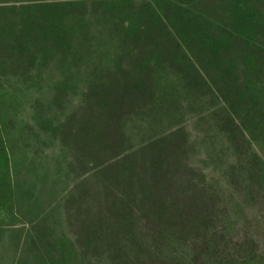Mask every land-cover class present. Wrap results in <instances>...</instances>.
<instances>
[{
  "label": "trees",
  "instance_id": "1",
  "mask_svg": "<svg viewBox=\"0 0 264 264\" xmlns=\"http://www.w3.org/2000/svg\"><path fill=\"white\" fill-rule=\"evenodd\" d=\"M258 1L0 0V82L10 77L36 81L42 69L55 61L59 80L52 89L54 102L76 94L84 115L77 123L37 119L40 129L69 151H79L86 159L82 166L87 173L109 181L105 194L113 195L110 210L120 212L124 221H128L129 211L148 205L159 221L154 238L157 252L159 243L202 242L185 264H261L263 257L253 241L229 254L223 251V236L214 234L211 217L198 210L190 216L166 200L146 203L139 194L141 184L134 187V180H146L136 169V156L130 150L134 148L124 127L130 116L146 125L148 135L142 140L140 155L150 154L151 181H160L169 168L163 150L186 143V134L176 120L190 103L203 99L219 103L225 117L221 127L229 135L247 129V119L242 127L232 116L242 108L257 116L262 111L256 99L246 98L245 91L237 89L235 55L238 48L244 49L240 61L247 73L258 69V53L264 56L256 44V36L264 35ZM95 45L98 49L90 52ZM164 123L167 128L175 123V127L167 133L157 132ZM253 156V178L264 188V165L255 153ZM9 165L0 138L3 223L14 218L7 182ZM101 224H86L85 219L80 224L84 248L93 253ZM64 245L69 248L67 254ZM54 248L61 250L58 262L69 264L72 243L61 238ZM104 249L112 262L122 261L118 248Z\"/></svg>",
  "mask_w": 264,
  "mask_h": 264
},
{
  "label": "rangeland",
  "instance_id": "2",
  "mask_svg": "<svg viewBox=\"0 0 264 264\" xmlns=\"http://www.w3.org/2000/svg\"><path fill=\"white\" fill-rule=\"evenodd\" d=\"M257 10L264 16V0L258 1ZM256 44L264 50L263 34L256 36ZM97 49L95 45L89 51ZM237 52V89L244 90L246 98L256 99L262 111L257 116L242 108L232 116L242 127L247 119V129L229 135L221 127L225 117L219 103L188 100L190 104L176 120L187 141L178 149L163 150L170 165L160 181H151L150 154L140 155L142 140L148 135L146 125L130 116L124 131L134 148L130 150L136 156V169L146 180H134V187L141 184L139 194L146 203L166 200L190 216L198 210L211 217L214 234L223 236V251L229 254L253 241L264 257V188L253 178L256 169L252 162L255 153L264 165V56L258 53V69L247 73L240 61L245 51L240 47ZM58 80L53 61L36 81L10 77L0 82V138L10 161L7 182L14 212L11 221L0 222V264H61V250L54 248L61 238L74 249L69 264H117L109 259L107 246L120 250L119 264H185L202 242L159 243L157 252L154 238L159 221L148 205L129 211V219L124 221L120 212L110 210L113 195L105 194L109 181L87 173L82 166L86 159L79 151H69L40 129L37 119L77 123L84 115L76 94L54 102L52 89ZM166 124L157 127V132L167 133L175 127V123L169 128ZM250 127L256 129L249 131ZM84 219L86 224L102 223L94 253L81 240ZM67 249L64 245L66 254Z\"/></svg>",
  "mask_w": 264,
  "mask_h": 264
},
{
  "label": "flooded vegetation",
  "instance_id": "3",
  "mask_svg": "<svg viewBox=\"0 0 264 264\" xmlns=\"http://www.w3.org/2000/svg\"><path fill=\"white\" fill-rule=\"evenodd\" d=\"M257 251V250H256ZM258 253V252H257ZM259 255H261L260 253H258ZM261 257H263L262 255H261ZM255 264H258V263H255ZM261 264H264V257H263V261L261 262Z\"/></svg>",
  "mask_w": 264,
  "mask_h": 264
}]
</instances>
